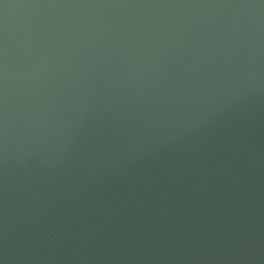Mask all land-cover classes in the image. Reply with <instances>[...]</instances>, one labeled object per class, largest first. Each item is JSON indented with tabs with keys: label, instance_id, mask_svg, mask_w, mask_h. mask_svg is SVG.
<instances>
[{
	"label": "clouds",
	"instance_id": "9594fccd",
	"mask_svg": "<svg viewBox=\"0 0 264 264\" xmlns=\"http://www.w3.org/2000/svg\"><path fill=\"white\" fill-rule=\"evenodd\" d=\"M0 4V264H264V0Z\"/></svg>",
	"mask_w": 264,
	"mask_h": 264
},
{
	"label": "water",
	"instance_id": "95a60500",
	"mask_svg": "<svg viewBox=\"0 0 264 264\" xmlns=\"http://www.w3.org/2000/svg\"><path fill=\"white\" fill-rule=\"evenodd\" d=\"M32 2V0H4V3H9V4H20V3H28ZM9 19L12 20L15 17V14L18 10L16 9H9ZM3 18H4V9L3 5L0 4V27H2L3 23Z\"/></svg>",
	"mask_w": 264,
	"mask_h": 264
}]
</instances>
